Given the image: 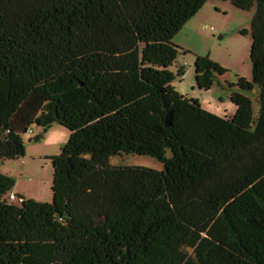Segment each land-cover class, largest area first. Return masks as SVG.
I'll return each mask as SVG.
<instances>
[{
  "label": "trees",
  "instance_id": "1",
  "mask_svg": "<svg viewBox=\"0 0 264 264\" xmlns=\"http://www.w3.org/2000/svg\"><path fill=\"white\" fill-rule=\"evenodd\" d=\"M206 2L0 0V161L31 125L70 132L51 202H8L0 173V264H264V0H231L256 8L231 118L172 85L173 38ZM194 72L208 90L226 69L196 56ZM120 153L163 168L111 165Z\"/></svg>",
  "mask_w": 264,
  "mask_h": 264
},
{
  "label": "rangeland",
  "instance_id": "2",
  "mask_svg": "<svg viewBox=\"0 0 264 264\" xmlns=\"http://www.w3.org/2000/svg\"><path fill=\"white\" fill-rule=\"evenodd\" d=\"M255 5L242 10L232 5L231 0H207L203 7L174 36L173 42L180 47L171 70L183 66L184 74L172 82L175 90L188 98H198L200 106L218 116L231 118L234 107L229 101L232 88L229 84L238 77L252 79V65L249 58L251 47V20ZM208 56L226 69L216 75L212 87L200 90L196 86L194 59ZM253 100L256 109L255 90L245 92ZM31 132L23 135L24 156L0 161V173L6 174L17 183L28 197L37 201L51 202L53 167L51 156L60 153L69 138V130L59 124L42 133L37 125L30 126ZM42 133L39 141L32 138ZM167 156L170 152L167 151ZM111 165H135L161 170L162 163L151 156L134 153H120L110 157Z\"/></svg>",
  "mask_w": 264,
  "mask_h": 264
},
{
  "label": "crops",
  "instance_id": "3",
  "mask_svg": "<svg viewBox=\"0 0 264 264\" xmlns=\"http://www.w3.org/2000/svg\"><path fill=\"white\" fill-rule=\"evenodd\" d=\"M193 98H195V97H193ZM197 99H198V98H197ZM5 175H6V174H5ZM9 193H14V194L17 195V196H22V197H24V198H31V197H28V196L22 191L21 188L18 187L17 183H14V186H13L12 190H11L10 192H8V193L4 196L5 199L8 197ZM32 199L37 200V198H34V197H32Z\"/></svg>",
  "mask_w": 264,
  "mask_h": 264
},
{
  "label": "built area",
  "instance_id": "4",
  "mask_svg": "<svg viewBox=\"0 0 264 264\" xmlns=\"http://www.w3.org/2000/svg\"><path fill=\"white\" fill-rule=\"evenodd\" d=\"M28 131L31 132V129L28 128ZM6 200L8 202H15V203H21L22 202V198L18 197L17 195H15L14 193H9L8 197L6 198Z\"/></svg>",
  "mask_w": 264,
  "mask_h": 264
},
{
  "label": "water",
  "instance_id": "5",
  "mask_svg": "<svg viewBox=\"0 0 264 264\" xmlns=\"http://www.w3.org/2000/svg\"><path fill=\"white\" fill-rule=\"evenodd\" d=\"M169 105V103H167L166 101H164V107H167ZM166 125H170V112L168 113V116L166 117ZM41 137H43V135H41Z\"/></svg>",
  "mask_w": 264,
  "mask_h": 264
}]
</instances>
